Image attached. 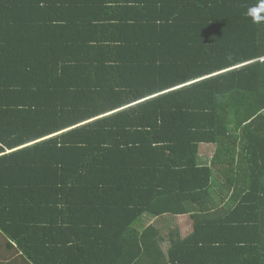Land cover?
Segmentation results:
<instances>
[{"label":"trees","instance_id":"16d2710c","mask_svg":"<svg viewBox=\"0 0 264 264\" xmlns=\"http://www.w3.org/2000/svg\"><path fill=\"white\" fill-rule=\"evenodd\" d=\"M259 3L0 0V264H264Z\"/></svg>","mask_w":264,"mask_h":264},{"label":"crops","instance_id":"0c3cea01","mask_svg":"<svg viewBox=\"0 0 264 264\" xmlns=\"http://www.w3.org/2000/svg\"><path fill=\"white\" fill-rule=\"evenodd\" d=\"M204 155H206V154H204ZM208 156L210 157L209 154H208ZM185 215H188V214H181V215H175V216L174 215H170V214H166L167 217L171 216V217H168V218L173 219V221H174V219L182 218L183 221H185V223H187V224H185V225H187V226H185L186 228H184V223L183 224L175 223L176 225H173L175 227V229H178L180 231L181 236L183 238L188 236L193 230V222H192V219H191L190 215H189V217L186 216V218H188V219H186L185 217H182V216H185ZM152 221H155V219L153 218ZM155 223H156V226L162 228L165 233L167 232V230H169L168 228H170V224L166 220L165 221L162 220V222H160V223L155 221Z\"/></svg>","mask_w":264,"mask_h":264},{"label":"rangeland","instance_id":"374dc122","mask_svg":"<svg viewBox=\"0 0 264 264\" xmlns=\"http://www.w3.org/2000/svg\"><path fill=\"white\" fill-rule=\"evenodd\" d=\"M214 146L213 145H204V146H202V148H201V152H202V154H207V153H209V155H210V157L208 156V154H207V156L209 157V158H211L212 157V155L214 154ZM209 158H204L205 159V161L204 162H209L208 160H209ZM219 179H220V182L222 181L221 180V177H219ZM218 185V184H217ZM186 216L187 217H189V214L188 215H185V216H182V217H185L186 218ZM168 217H171V216H168ZM166 215H164V217H162V218H160V220L162 219V220H166L169 224H170V227L171 228H175L173 225H176L175 223H181V224H183L184 223V228H186L185 226H187V225H185V224H187V223H185V221H183V219L182 218H177V219H174V221H173V219H171V218H168ZM186 219H188V218H186ZM170 221V222H169Z\"/></svg>","mask_w":264,"mask_h":264},{"label":"clouds","instance_id":"9594fccd","mask_svg":"<svg viewBox=\"0 0 264 264\" xmlns=\"http://www.w3.org/2000/svg\"><path fill=\"white\" fill-rule=\"evenodd\" d=\"M261 11H264V0H260V3L256 7H252L248 10L247 15L253 18V22H259L262 18L259 15Z\"/></svg>","mask_w":264,"mask_h":264},{"label":"built area","instance_id":"2783aa9c","mask_svg":"<svg viewBox=\"0 0 264 264\" xmlns=\"http://www.w3.org/2000/svg\"><path fill=\"white\" fill-rule=\"evenodd\" d=\"M256 60H259V61H262V62H264V55H263V56H260V57H258Z\"/></svg>","mask_w":264,"mask_h":264}]
</instances>
